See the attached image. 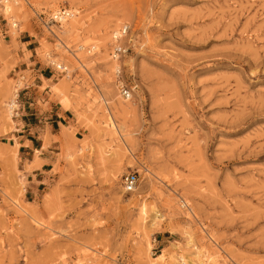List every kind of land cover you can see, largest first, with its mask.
<instances>
[{"label":"rangeland","instance_id":"obj_1","mask_svg":"<svg viewBox=\"0 0 264 264\" xmlns=\"http://www.w3.org/2000/svg\"><path fill=\"white\" fill-rule=\"evenodd\" d=\"M3 4L0 264H264V0H17L15 30ZM62 9L78 24L67 36ZM19 54L35 55L49 78L39 91L70 113L59 132L22 131L34 79ZM104 100L132 104L117 132ZM19 135L34 160L50 154L40 183Z\"/></svg>","mask_w":264,"mask_h":264},{"label":"crops","instance_id":"obj_2","mask_svg":"<svg viewBox=\"0 0 264 264\" xmlns=\"http://www.w3.org/2000/svg\"><path fill=\"white\" fill-rule=\"evenodd\" d=\"M33 40L29 39L23 42L24 44L30 45ZM28 56V59L25 60L24 56ZM18 57L21 59L19 63V67L22 71L29 70L34 81L31 83V86L26 88L25 92L22 93V107H23V116L20 120V124L22 125V131L25 133L31 132L35 129H38L41 123L45 124L47 128L50 130V134L52 135L53 129H57L58 132L60 130V126H66L67 120L70 118V113L68 110H63L60 108L58 102L56 100L49 99V93L44 91H39L43 82L49 80L47 78V72L44 71L40 66L37 67L36 57L34 54H19ZM34 63V66L29 67L28 64ZM27 117V118H26ZM57 132V134H58ZM22 139L21 146L18 150V153L25 154V160L29 162L28 167L31 169L32 167L39 168L32 171V173L28 176V178L32 177L37 183H40L39 178L41 175L46 173V167L49 165L50 154L48 156H41L37 160H34L33 157V141L28 139L30 135L18 136ZM42 150V149H41ZM23 152V153H21ZM32 179V180H33Z\"/></svg>","mask_w":264,"mask_h":264},{"label":"bare ground","instance_id":"obj_3","mask_svg":"<svg viewBox=\"0 0 264 264\" xmlns=\"http://www.w3.org/2000/svg\"><path fill=\"white\" fill-rule=\"evenodd\" d=\"M3 6H2V11L4 10V14H5V16L7 17V20L9 21H12V19H13V17H17V9H14L13 7H11V5H17V0H3ZM56 14H58V11H55L54 12V14L52 15L53 16V18H56L57 19V16H56ZM69 17L68 18H70L71 17V13L69 12ZM68 18H66V19H62V18H60L59 20L57 19V21H59L60 22V26L56 29V30H59L58 31V35H63V36H67L68 34H71V33H74V32H76V28L78 27L77 25V21H76V23H74V22H72V21H70V19H68ZM69 21H68V20ZM11 26L13 27V30H15L16 29V27H17V25L12 21L11 22ZM78 29V28H77ZM111 29V28H110ZM126 30H127V27H123L121 30H120V32H119V34L117 35H114V40H118V39H120L122 36H124L126 33ZM16 33L17 32H14V35H16ZM61 37V36H60ZM56 38H57V40H58V42H59V44L57 45V48L58 49H60V48H65V49H67L66 47H65V45L61 42V40L56 36ZM116 46H118V45H116ZM115 46V47H116ZM114 47V48H115ZM90 50H94V49H90ZM88 52V51H87ZM71 56H72V58H73V60L74 61H76L78 64H80L81 62H80V56L79 55H74V54H71ZM111 60H113V62H112V64L110 65V66H114V64L116 63V62H118L119 61V58H112V54H111ZM109 64V63H108ZM107 64V65H108ZM82 66V65H81ZM55 67L57 68V69H59V70H62V71H65L66 73H67V70H68V68L65 66V65H63V64H55ZM119 68H120V65H118L117 64V66H115V70H113V73H117L118 72V70H119ZM112 83H114V80L112 81H110V82H108L107 84L108 85H111ZM8 85V84H7ZM8 86H10V84L8 85ZM8 89V88H7ZM10 90V89H9ZM9 90H7V93H9L10 91ZM18 91H16V90H14V92L13 93H11V98L9 99V105H8V107H9V118H8V120L9 121H11V114H12V112H13V108H15L16 107V104H15V102H14V99H15V97H17L18 96ZM17 95V96H16ZM7 97V96H6ZM104 98H105V95H104ZM124 101H128V100H124ZM104 105H105V107H106V110L108 111V127H109V129L113 132V131H115V132H117L118 131V126L116 125V123H115V119H114V115H117V116H122V117H124V116H126V115H128L129 113H131V110H132V104L131 103H125V102H122L121 101V103H119V105H117V106H112V108H109L108 107V103L104 100V103H103ZM14 112H16V110H14ZM14 116V115H13ZM12 116V117H13ZM15 116H16V114H15ZM12 122V121H11ZM114 133V132H113ZM39 151L38 150H35V154H37ZM122 188V187H121ZM136 190V189H135ZM23 191V190H22ZM122 192H123V190H122ZM135 192V191H134ZM133 192V193H134ZM132 194V193H131ZM191 211V210H190ZM33 212V211H32ZM35 215V214H34ZM159 218H160V216L157 214V213H154V222H155V220H159ZM162 256H159L157 259H160ZM189 262V261H188Z\"/></svg>","mask_w":264,"mask_h":264},{"label":"built area","instance_id":"obj_4","mask_svg":"<svg viewBox=\"0 0 264 264\" xmlns=\"http://www.w3.org/2000/svg\"><path fill=\"white\" fill-rule=\"evenodd\" d=\"M56 16H57V19L59 20L60 18L66 19L70 15H69V12L67 10L62 9V10L58 11V14H56ZM57 19L54 18V20L57 23H60L59 21H57ZM125 51L126 50H125L123 45L116 46L112 50V58L121 57L122 55H124ZM119 74H120V69L118 70L116 75H119ZM118 89H119L120 96L124 100H127L131 97L132 87H130L129 85H124L123 83L119 82ZM137 184H138V175L135 172L126 173L121 178L122 190H123V193L126 195L133 193L135 191V189L137 188Z\"/></svg>","mask_w":264,"mask_h":264}]
</instances>
